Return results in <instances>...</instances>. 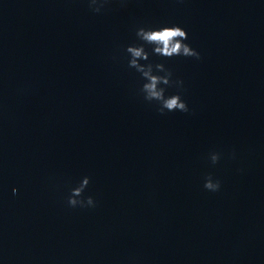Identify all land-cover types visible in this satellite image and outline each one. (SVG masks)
Masks as SVG:
<instances>
[{
    "label": "clouds",
    "instance_id": "9594fccd",
    "mask_svg": "<svg viewBox=\"0 0 264 264\" xmlns=\"http://www.w3.org/2000/svg\"><path fill=\"white\" fill-rule=\"evenodd\" d=\"M92 4H96V0H91ZM97 7L94 11H99ZM137 37L144 43L138 46H129L127 52L131 54L132 59L129 61L130 67L135 68L140 72L145 79V83L142 86L141 91L144 93V98L148 101H161L160 111L163 112L167 109L171 111H181L187 112L188 106L185 101H183L180 95H171L167 98L165 97V89L157 87L158 84L163 83L168 85L170 83L169 77L171 73H167L165 76L153 75L152 74V65H148L147 68L138 64V59H148V52L145 50L144 44L151 45L152 51L156 55L164 56L171 58L173 56H184V57H195L200 58V54L194 50L189 44L185 43L188 39L187 32L180 26H164L157 29H146L139 28ZM158 69L164 67L163 64H157L155 66ZM219 159L218 154H212L211 160L215 163ZM89 184V178L84 177L82 183L79 187L72 189L71 195L68 197V204L71 207L76 206H95V202L92 197H87V199H77V197H82V194ZM204 188L215 192L220 188L219 181H213L212 177L209 176L206 178ZM17 190L13 189V193Z\"/></svg>",
    "mask_w": 264,
    "mask_h": 264
}]
</instances>
